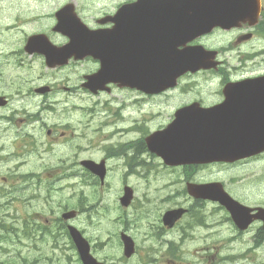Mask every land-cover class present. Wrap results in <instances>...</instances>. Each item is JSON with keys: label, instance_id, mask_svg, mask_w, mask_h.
Listing matches in <instances>:
<instances>
[{"label": "flooded vegetation", "instance_id": "obj_1", "mask_svg": "<svg viewBox=\"0 0 264 264\" xmlns=\"http://www.w3.org/2000/svg\"><path fill=\"white\" fill-rule=\"evenodd\" d=\"M133 1L135 0H127L125 3ZM187 1L191 3L194 0ZM114 9L95 12L97 15L89 23L91 27L101 30L104 35L120 32V29L114 26L124 25L130 12L124 13L125 17L122 21L119 19L115 21L113 19L116 16V9ZM23 13L24 11L19 10L13 16L19 15L20 18ZM228 16L236 15L229 13ZM38 18L42 17L39 15ZM105 19L108 20L103 23ZM260 19L264 20V0H261ZM21 21L22 25L26 23ZM245 27L247 26L243 24L228 30L217 27L202 36L200 40L206 46L217 47L214 41L221 35H215L214 32L237 33V38L233 40L235 44L241 41L240 37L243 34L252 33L246 32L250 28ZM12 30L17 31L13 28ZM31 31L0 33V36H6L8 42L4 45L10 53L17 48L19 52L28 56H41L44 68L59 71L71 67L76 69L78 64L90 62L92 70L88 72L89 74L100 67L101 60L98 54L90 60H70L67 66H47L43 55L29 53L35 48L32 43H28L30 36L44 31L40 29ZM104 35L98 39L102 45L107 43L109 46H114L115 42L120 40L119 37ZM126 41L129 39L126 38ZM217 51L219 54L220 50ZM10 53L5 56L0 55V66L9 62ZM212 72L216 75L208 77L205 83L208 90L204 94L187 96L179 102L177 97L189 91L179 89L178 86L165 92L147 93L110 84L108 88L105 86L106 91H97L92 94L83 89L85 74H82L79 83L75 85L72 82L78 76L73 74L64 76L61 82L54 81L49 82L48 85H40L47 91L37 92L33 78L3 75L0 72V207L4 208L0 213V234L3 235V232L10 234L11 241L16 245L12 251L5 253V261H0V264H63V259L66 260L68 256L75 257L76 264H82L69 227H73L88 240L92 256L102 264H115L113 262L115 252H122V254L124 252V238L132 245L127 250L129 258L138 254L139 248L148 257L149 242L151 249L166 251L160 262L169 257L178 259L180 255L188 252V246L193 242L195 232L190 236L185 235V217L191 215L195 207H206L209 204L213 210L219 208L224 212V208L218 203L196 198L194 193L187 190L186 184L196 180L194 165H188L184 171L185 189H181L185 196L183 202L163 203L159 194L161 187L155 190L157 194L152 199L147 196V186L143 181H148L151 169L160 158L148 150L147 116L133 119L124 127V123L130 118L126 119L128 113H125L122 107H115L118 111L112 113L109 101L97 100L88 110L93 113L88 112V115L94 117L105 114L102 112L103 109H107L108 113L99 121V124L96 123L98 126H87L84 129L83 112L77 117L75 114L68 113L74 109L82 110L81 105L64 101L67 108L63 107L65 108L63 110L56 107V101L72 99L76 93L82 91L88 92L91 96H99L120 90L134 93L136 100L139 101L164 96L171 102L174 97L173 100L176 103L170 107L172 118L175 117L179 108L192 103H197L201 107L219 106V111L208 117L207 123L195 122V112L182 114L180 124L188 129H202L210 125L219 126L225 131L233 130L235 127L244 130H253L254 127H258L264 130V101L255 93L250 94L246 91L249 86L242 85L248 80L262 78L226 75L221 59L218 68ZM59 90L61 97H56ZM36 100H39V105L35 104ZM56 109L62 110L64 115L52 124H46L45 117ZM258 110L262 112H257ZM139 111H136V114ZM113 115L115 121L109 120L113 121L116 127L109 129L110 124L105 119ZM115 134L119 137L123 136L122 139L114 140ZM125 134L127 136H124ZM248 135V132L244 134L245 140L248 139ZM226 136L231 137L232 134L226 132ZM257 156L259 155L245 159H254ZM35 159L37 164L34 162ZM84 160L92 163L84 167ZM223 165H229V163H213V166ZM155 178L157 179L156 173ZM112 183L116 184L115 188L111 187ZM224 184L229 194L238 198L240 202L250 205L249 196L245 191L246 188L250 190L254 187L240 184L244 187L241 195L237 196L228 187L229 182ZM139 186L144 187L141 195L137 193ZM87 192H89L88 195ZM125 192L129 194V197L125 195ZM55 194L60 196L56 200L53 199ZM177 196L178 194L174 195V197ZM155 199H159V203L148 202ZM186 201L192 203L189 204ZM179 207H184L185 210L181 217L172 226L165 225L164 213ZM69 211L72 213L67 216L66 213ZM249 227L253 229L252 240L258 244L264 238L260 223L253 222ZM176 234H178L177 237ZM0 251L4 253L3 246H0ZM153 261H157L155 255Z\"/></svg>", "mask_w": 264, "mask_h": 264}, {"label": "rangeland", "instance_id": "obj_2", "mask_svg": "<svg viewBox=\"0 0 264 264\" xmlns=\"http://www.w3.org/2000/svg\"><path fill=\"white\" fill-rule=\"evenodd\" d=\"M65 1H76V0H0V33H22L24 31H30L33 29H47L49 28V24L44 23L39 26L37 25H25V27H21V20L19 18V15L13 16L17 11L22 10L24 13L28 14L29 17L42 15L46 16L50 15V22L54 20L53 13L54 11L62 5ZM127 0H80L83 10V15L87 17L89 20H93V18L97 15L95 12L98 11H112L117 5H119L122 2H125ZM16 2H19L18 4ZM41 20V19H40ZM264 25V24H261ZM14 30L17 31H13ZM17 28V29H15ZM253 34L252 37H248L246 39H242L239 42H235L233 44V40L237 38V33L233 34H221L217 33L216 35H222L217 36L214 45L219 46L224 49V54L222 55V59L224 61V69L226 72H228L230 75H236V76H247L251 77L254 75H261L264 74V31L260 30L256 27H253ZM248 32V31H246ZM56 41L60 42L63 38L61 36H57ZM8 40L6 36L2 37L0 36V55H7L9 54V49L4 45V43H7ZM11 58L9 62H21L28 63L30 67L24 68V66H15L14 64L11 65L9 62L5 60L7 63L6 65L3 64L0 66V72L3 75H17V76H27L31 77L35 80V83H38V86L46 84L48 85L49 82L59 81L61 82L62 78L64 76H70L75 74L78 76L77 79H73L72 84L79 83V79L82 75H80L83 72H86L90 69H92V64L90 62L79 65L76 70L72 71L71 68H67L64 70H51L44 68L42 65V57L39 55H31L28 56L23 52H19L17 48L13 51V53H10ZM42 68V69H41ZM216 73H199L196 75L192 82L189 83V87L186 89L188 92H184L187 94L182 93V95H179L177 97L178 102L187 97V96H193V95H202L207 90L206 88V81L209 76L215 75ZM41 76V78H39ZM82 95H80V94ZM74 95L72 98L74 104L81 105L83 108L80 109H74L71 112V114H75L77 117L81 112H83V118H82V125L85 129L87 126L96 127L100 123L99 121L103 119L104 115L107 114V109H103L102 112L105 114L101 115H95L89 116L88 112L92 114L93 112L88 111L90 108H92L95 105V102L98 100L100 102L109 101V106L112 111V113L117 112L118 110L115 108L117 105L123 104L130 109H132V106L130 105V102H134L137 107L132 109L133 112H130L126 115V119H128V122L124 123V127L127 126L129 121H132L133 119H139L141 117L147 116V131L149 130H156L164 128L170 121H171V108L176 103V101L173 100L174 97H172L171 102H169V99L164 98V96L157 97V98H148L147 100H140L135 101L136 97L134 93H127L123 91H114L111 94H101L99 96H91L85 92H79ZM130 103V104H129ZM35 104L39 105V100L35 101ZM129 104V105H128ZM170 104V105H168ZM56 105H59L58 107H65L67 108L66 104L62 100H57ZM63 108V110H65ZM100 108V107H99ZM69 109V108H68ZM139 109L141 111H139ZM136 111H139L136 114ZM64 114L62 110H58L55 113H51V115L47 116L48 122H54L59 120V115ZM170 115V116H169ZM167 116H169L167 118ZM152 117V118H151ZM167 118V119H166ZM114 119V115L112 117L106 118L107 123L110 124L109 129H113L116 126L109 120ZM166 121V122H165ZM98 122V124H96ZM165 122V123H164ZM164 123V124H163ZM161 127H158L162 125ZM149 128V129H148ZM124 136H127L125 134ZM123 137V136H122ZM122 137H119L117 134H115L114 140L122 139ZM35 164H37V160H34ZM216 169L210 170V168H205L202 170L195 171L196 176L195 178H200L201 176H206L210 180H214L213 178H219V180L228 181L230 184V189L233 190V192L240 196L242 193V189L244 186H241L245 181L250 182L249 184H254L255 188H250L248 190L246 188L245 193L249 196L248 202L250 204H264V161H258V162H245L242 164H239L234 167H224V166H214ZM183 168L182 167H168L161 163L160 160L156 161L155 167L151 169V174L148 176V181H143V183L147 186V196L150 198H154L157 194V189L161 187L160 195L163 199V203H172V202H183L185 200L184 192L181 189L185 188V183L183 181ZM1 172V171H0ZM155 173L156 177L155 178ZM210 173V174H209ZM254 180L253 178H257ZM242 181V182H240ZM173 182V183H172ZM237 182H240L237 184ZM241 184V185H240ZM112 188L116 187V184H111ZM144 187L139 186L138 187V195H141L143 192ZM89 191V190H88ZM87 195L89 192L86 193ZM171 194L169 197L165 198L167 195ZM175 194H178L177 197H174ZM60 196L54 195L53 199L56 200ZM110 199V198H109ZM151 199V200H152ZM171 199V200H170ZM153 203H159V199H155L153 201H148ZM186 203H190V201H186ZM166 207V205H163ZM153 207L151 208V210ZM194 212L191 213V215L196 214V211H199V213L202 214V210L194 208ZM3 211H0L2 213ZM204 217L209 215H214V219L211 222L210 225H206V219L204 218V225L201 227L193 225L191 228L186 227L185 235H192L194 232L196 235H204L207 234L210 237L206 239V242L213 241L216 237H224L227 238V243H219V244H213L208 243L210 247H213L214 245L218 246V250L210 249L209 252L211 253L209 256L212 257L214 255L217 258H221L224 262V264H230L231 260L236 261L235 264H264V242L261 243V246L256 249L252 250V252L247 253V259L245 258H237L238 255L243 257V253L245 250L252 248V241L250 240L251 233L244 234L241 238L228 240L229 236L234 234V231H232L231 228H229V223L227 222H218V218H220L223 215V210L216 209L213 210L212 206H210V210H204ZM52 214V213H51ZM188 222V217L186 216L184 219L185 225ZM220 223V225L216 228H212L211 225ZM176 237L178 234L175 235ZM182 237V236H181ZM185 237V236H184ZM180 238V236H179ZM6 241V238L0 239V246H3V249L6 251L12 250L16 245L15 242ZM16 241V240H15ZM6 245H3L5 244ZM142 244V243H141ZM204 243L200 240L195 238V241L193 242V246L195 248V254H184L183 259L177 260V262H183V263H194V264H201L202 261L200 260V256L204 254V252L201 249H198L199 246L203 245ZM143 246V245H142ZM148 249L150 252V255L146 257L147 255L144 254V251L139 248V253L133 256L132 258L128 259L126 261V264H162L160 261L162 260L163 255L166 253L165 250L160 251L158 249H151V243L148 244ZM181 252V251H180ZM4 253L0 251V261H5V255ZM141 254V255H140ZM116 255V254H115ZM155 255V258L157 261H153V256ZM118 256H115L113 261L115 260V264H123V263H117ZM212 260V258H210ZM74 264V263H73Z\"/></svg>", "mask_w": 264, "mask_h": 264}, {"label": "water", "instance_id": "obj_3", "mask_svg": "<svg viewBox=\"0 0 264 264\" xmlns=\"http://www.w3.org/2000/svg\"><path fill=\"white\" fill-rule=\"evenodd\" d=\"M143 2L146 5L148 4L147 1L146 2L143 1ZM161 2L166 6V8H168L169 10L171 9L172 3L170 2V0H162ZM157 3L159 4L160 0ZM244 3L245 1H242L240 5L241 4L244 5ZM182 4H185V2H182ZM194 4L200 5L201 11H204L205 14L203 16L196 15L194 18H191V19L179 18V28H178V31L173 32L172 34L173 36L179 35L181 37H187L193 32H200L201 30L205 28V26L210 27L214 25V22L223 23L226 21V19H216L215 17H213L214 15L213 12L218 11V9L214 8V6L218 4L211 2L210 0H203V1L196 0L194 1ZM233 4H238V3H233ZM146 5L144 6L148 7ZM64 10L65 8L58 11L56 13V16L59 20L57 29L63 31L64 34L70 36L71 38V43L67 46V51L70 53L78 54L79 56H83L85 54L91 53L93 48L91 47L89 42L84 41V40H79L78 34L69 30L71 28V26L69 25L70 18L62 14ZM196 11H199V10L196 9ZM210 12H212L211 14L212 17L207 16V15H210L209 14ZM243 12L245 13L246 10L243 9ZM169 20L171 21V19ZM30 40H33V36L31 37ZM134 50H135V47L132 46L130 57L127 56L125 58V60L129 59L132 64V66L129 68L130 75L128 73V66L123 65V62H124L123 58L120 59L121 63L116 66L106 65L104 64V62H102L103 67H102L101 72L105 74L107 73L111 74V69L116 68L120 71L121 75L139 77L142 70L144 71V68L148 69L152 75H154L155 71H157L162 77H165L161 82L160 81L157 82L159 84V88H162V86L172 84L176 76L184 70V68L181 67L180 65L175 66V67L166 66V65L153 66V64L147 63L146 67H142L141 64L137 60ZM180 63L186 64V62H183V61H180ZM145 75L147 76V74ZM249 90L251 92H259V93L263 92L264 93V88H262L261 82H259L258 84L256 83L251 84L249 86ZM212 114H214V112H197L195 119L196 120H202V119L206 120L208 119L209 116H212ZM165 131L163 133H165ZM169 131L172 132V137H166L156 142L154 145L155 148L150 146L153 150H155L158 154H160L163 157L166 163H169V164L173 163V161L177 158H180L183 156H189V155H193L195 161H200L203 159H205L206 161L219 160V159L232 160L233 158H238L240 156L249 154L251 150L259 149L258 147H248V146H233V148L227 149L224 146H217V145H213L211 146L212 147L211 148L208 146L209 144L207 142L213 139L214 134H208L207 130H204L205 131L204 132L201 129H194L192 130L193 132L188 133V132H185L184 129L180 126H173L172 129ZM206 145L208 146L207 148H205ZM214 187H215L214 185H208V186H199L198 188L202 190L200 191L201 195L208 196L209 193L213 191ZM225 204L227 205L230 211L234 212V210H231L232 206H229L228 202H225ZM234 217L237 220L236 215H234ZM174 219L175 217L171 216L170 214H167L165 216V220L167 222L171 223ZM238 223L241 224L239 221ZM77 240H78L79 248L83 252H86L87 246L85 242L81 240L79 236L77 237ZM83 243H84V246H83Z\"/></svg>", "mask_w": 264, "mask_h": 264}, {"label": "bare ground", "instance_id": "obj_4", "mask_svg": "<svg viewBox=\"0 0 264 264\" xmlns=\"http://www.w3.org/2000/svg\"><path fill=\"white\" fill-rule=\"evenodd\" d=\"M152 118V117H151ZM173 183V182H172Z\"/></svg>", "mask_w": 264, "mask_h": 264}]
</instances>
